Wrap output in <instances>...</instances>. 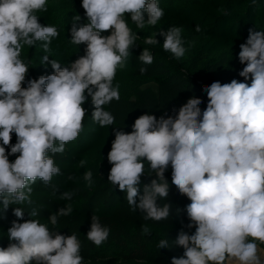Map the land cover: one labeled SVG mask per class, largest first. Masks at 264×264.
Segmentation results:
<instances>
[{"label": "clouds", "instance_id": "1", "mask_svg": "<svg viewBox=\"0 0 264 264\" xmlns=\"http://www.w3.org/2000/svg\"><path fill=\"white\" fill-rule=\"evenodd\" d=\"M47 4L48 0H0V205L4 211L10 205L31 206L32 185L38 180L51 185L53 177L61 175L54 156L63 154L83 131L88 111L83 105L89 97L93 122L102 128L115 124L105 106L121 98L113 81L138 39L125 14L140 29L157 25L164 16L158 0H82L87 23L79 24L81 17L74 16L70 43L85 44V54L63 67L44 55L41 64H50L53 72L28 78L29 63L22 57L25 46L41 42L48 53L59 36L57 27L40 23L37 13L47 12ZM182 31L173 26L160 33L163 50L176 59L187 51ZM195 31L200 32L201 26L196 25ZM144 43L159 44L155 36L146 37ZM239 48L238 59L244 65L239 76L250 78V85L235 78L214 81L204 86L208 99L203 110V101L190 97L178 112L173 110L174 115L145 113L135 119L131 132L114 129L107 155L108 182L126 192L132 212L140 210L145 221L169 218L171 204L157 203L169 195L165 177L169 166L171 183L190 200L184 227L195 231L178 232L172 244L184 252L172 257L171 264H264V30L249 29ZM138 59L145 66L154 63L148 48ZM147 70L139 69L141 74ZM153 175L156 179L140 194L142 177ZM93 176L91 170L84 172L86 187L94 183ZM72 196L65 191L59 198L70 201ZM72 211L66 205L42 223L36 208L30 213L32 219L23 220L24 208L15 207L17 220L7 231L8 246L0 247V264H85L77 233L64 235L57 228L59 218ZM91 219L87 240L99 247L111 230L98 216ZM142 232L150 233L147 224ZM170 246L165 238L157 245Z\"/></svg>", "mask_w": 264, "mask_h": 264}, {"label": "trees", "instance_id": "2", "mask_svg": "<svg viewBox=\"0 0 264 264\" xmlns=\"http://www.w3.org/2000/svg\"><path fill=\"white\" fill-rule=\"evenodd\" d=\"M81 3L82 0H67L66 6L70 12L65 28L62 34L52 40L50 52L43 51L41 42H37L34 47L25 46L22 57L29 63L28 78H38L53 72L50 64H41L44 55H48L50 60L59 61L63 67L85 54V44L76 46L70 43L74 16L81 17L79 24L87 23ZM158 3L164 16L155 26L137 28L130 20V15L125 14L138 39L125 67L117 69L113 81L114 86H119L121 98L105 106L114 115L115 124L102 128L93 122L94 108L89 97L83 105L88 110L83 131L77 140L66 145L63 154L54 156L61 175L54 176L51 185L39 180L32 185L31 206L10 205L4 211L0 205V247L9 244L7 231L11 222L17 220L13 214L15 207L24 208L23 220L32 219L30 213L36 208L41 222L47 223L51 214L71 205V215L60 217L57 228L64 235L77 233L83 245L85 264H171L172 257L183 255L184 249L172 242L182 228L189 233L195 231V228L184 227L189 222L186 206L190 200L171 183L169 166L165 173L169 195L157 201L160 206L171 204L169 218L161 222L145 221L144 213L140 210L132 212L127 204L126 192L120 191L118 187L113 188L108 182L111 164L107 155L115 138L114 129L131 132L135 119L145 113L157 117L165 113L174 115L173 110L178 112L190 97L200 98L203 110L208 99L204 86L214 81L226 83L235 78L250 85V78L245 81L239 76V71L244 67L238 59L239 45L245 42L249 29L264 30V0H158ZM47 7L48 11L43 12V25H52L49 5ZM196 25L201 26L200 32L195 31ZM173 26L183 29L181 36L187 51L180 59L163 50L164 36L160 33ZM109 34L102 33L105 36ZM148 36H155L159 44H145L144 40ZM144 48H148L154 56L151 66L142 65L138 59ZM141 67H147V72L141 74ZM15 142L13 134L12 143ZM9 159L14 160L15 156ZM81 161H84L83 166ZM86 170L94 173L91 187H86L83 179ZM152 179H156L155 175L142 177L140 194H143L144 185L150 184ZM65 191L73 192L70 201L59 198ZM93 215L98 216L100 223L111 230L108 240L99 247L87 240ZM145 224L150 228L149 234L142 232V225ZM164 238L171 246L160 249L157 245ZM261 248L264 249V245Z\"/></svg>", "mask_w": 264, "mask_h": 264}, {"label": "rangeland", "instance_id": "3", "mask_svg": "<svg viewBox=\"0 0 264 264\" xmlns=\"http://www.w3.org/2000/svg\"><path fill=\"white\" fill-rule=\"evenodd\" d=\"M67 0H48L49 15L51 18L52 26H57L59 34L63 33L65 28L66 19L68 18L69 8L66 6ZM40 23L43 24L44 13H37Z\"/></svg>", "mask_w": 264, "mask_h": 264}]
</instances>
